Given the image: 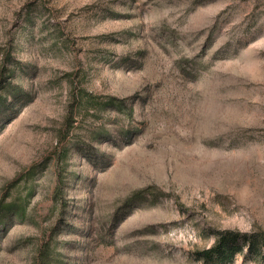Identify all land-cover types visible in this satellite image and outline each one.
Here are the masks:
<instances>
[{"label": "rangeland", "instance_id": "374dc122", "mask_svg": "<svg viewBox=\"0 0 264 264\" xmlns=\"http://www.w3.org/2000/svg\"><path fill=\"white\" fill-rule=\"evenodd\" d=\"M12 204L0 264H204L264 230V0H0Z\"/></svg>", "mask_w": 264, "mask_h": 264}, {"label": "trees", "instance_id": "16d2710c", "mask_svg": "<svg viewBox=\"0 0 264 264\" xmlns=\"http://www.w3.org/2000/svg\"><path fill=\"white\" fill-rule=\"evenodd\" d=\"M18 205L12 204L0 209V227L3 226L2 215L15 211ZM213 243L205 249L195 251L196 258L204 264H231L236 257L251 258L259 264L264 263V230L252 232L216 231L213 235Z\"/></svg>", "mask_w": 264, "mask_h": 264}]
</instances>
